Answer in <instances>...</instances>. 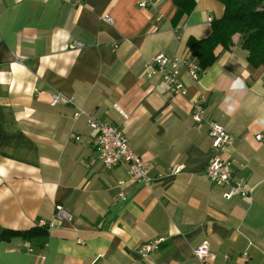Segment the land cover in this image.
<instances>
[{"label":"crops","instance_id":"obj_1","mask_svg":"<svg viewBox=\"0 0 264 264\" xmlns=\"http://www.w3.org/2000/svg\"><path fill=\"white\" fill-rule=\"evenodd\" d=\"M137 2L0 0V229L44 231L0 241V264H193L203 240L206 264H264V68L247 63L234 34L195 80L179 64L184 93L172 94L149 74L151 58L193 57L187 38L206 37V17L219 18L223 6L193 0L181 13L172 0ZM53 93L60 100L51 105ZM68 97L122 131L146 180L125 162L90 163L94 131ZM193 100L204 109L199 124ZM210 121L232 138L222 152L229 185L204 175ZM235 183L247 194L225 199ZM55 205L70 218L55 219Z\"/></svg>","mask_w":264,"mask_h":264},{"label":"built area","instance_id":"obj_2","mask_svg":"<svg viewBox=\"0 0 264 264\" xmlns=\"http://www.w3.org/2000/svg\"><path fill=\"white\" fill-rule=\"evenodd\" d=\"M75 4H78L79 0H67ZM155 0H138V7L145 8L151 6ZM102 22L106 24L111 23V19L107 14L101 16ZM210 17H206V22L209 23ZM80 43H74L70 47H79ZM179 64H182L185 68L188 76L195 80L198 76L199 66L196 60L189 55L184 58L177 57H167L161 53L153 55L150 60V75L158 74L162 77L169 85V91L172 94H183L184 87L177 79ZM60 100V95L58 93H53L51 95L50 104L53 105ZM67 103L73 105L72 97L65 99ZM74 112L73 116L82 115L85 119L86 126L94 131L93 134V147L96 152V156L90 159V163L93 160H98L105 168H110L115 166L120 162H125L130 166V173L136 180H146L144 176V169L142 167L141 158L135 154L128 142L124 137L122 131L113 125L106 124L94 118L90 113L76 107L73 105ZM190 116L191 119L199 124L203 118V106L197 100H193L190 103ZM207 134L209 137L210 147L214 150V153L208 159L205 168V177L214 184L218 185H229L232 179L231 161L229 157L222 152L231 145L232 138L224 130V128L215 123H207ZM71 137L76 138L71 135ZM255 139H260L259 134L254 136ZM222 153V154H221ZM248 192L246 186L243 183H235L234 185L228 186L227 190L222 194L225 199H229L232 196H244ZM55 219H69L70 216L63 210L60 205L54 206ZM158 240L151 241L149 243L141 244L137 248V253L140 256H145L148 252L153 250L157 244ZM27 246V245H25ZM193 264H206V259L208 256L207 243L206 241H201L192 250Z\"/></svg>","mask_w":264,"mask_h":264},{"label":"trees","instance_id":"obj_3","mask_svg":"<svg viewBox=\"0 0 264 264\" xmlns=\"http://www.w3.org/2000/svg\"><path fill=\"white\" fill-rule=\"evenodd\" d=\"M176 12L187 13L193 7V0H172ZM223 6L222 15L209 22L210 31L204 38L188 37L186 46L201 70L208 67L215 59L213 49L220 45L228 49L231 37L240 35L239 46L246 51L247 63L251 67L261 65L264 68V0H217ZM43 227L32 228L12 233L7 228L0 229V241L20 235L22 239L41 236Z\"/></svg>","mask_w":264,"mask_h":264}]
</instances>
